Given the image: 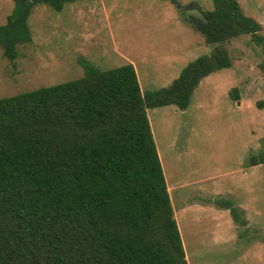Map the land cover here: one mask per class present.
Here are the masks:
<instances>
[{
	"label": "trees",
	"instance_id": "trees-1",
	"mask_svg": "<svg viewBox=\"0 0 264 264\" xmlns=\"http://www.w3.org/2000/svg\"><path fill=\"white\" fill-rule=\"evenodd\" d=\"M75 1L12 0L3 55L29 42L32 7ZM209 1L186 20L214 47L163 89L141 92L130 64L79 61L76 80L0 99V264H186L146 110H185L201 79L230 67L227 40L248 35L264 54L236 0Z\"/></svg>",
	"mask_w": 264,
	"mask_h": 264
},
{
	"label": "rangeland",
	"instance_id": "rangeland-1",
	"mask_svg": "<svg viewBox=\"0 0 264 264\" xmlns=\"http://www.w3.org/2000/svg\"><path fill=\"white\" fill-rule=\"evenodd\" d=\"M78 0L32 7L30 40L13 59L0 47V99L76 80L79 61L106 71L130 64L143 91L167 87L214 45L187 22L209 0ZM259 26L264 0H236ZM13 9L0 0V26ZM230 67L197 84L185 110L146 117L186 264H264V54L248 35L220 45ZM257 163V162H256ZM234 211V215L230 212Z\"/></svg>",
	"mask_w": 264,
	"mask_h": 264
},
{
	"label": "crops",
	"instance_id": "crops-1",
	"mask_svg": "<svg viewBox=\"0 0 264 264\" xmlns=\"http://www.w3.org/2000/svg\"><path fill=\"white\" fill-rule=\"evenodd\" d=\"M167 192H168V188H166Z\"/></svg>",
	"mask_w": 264,
	"mask_h": 264
}]
</instances>
